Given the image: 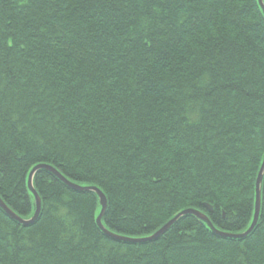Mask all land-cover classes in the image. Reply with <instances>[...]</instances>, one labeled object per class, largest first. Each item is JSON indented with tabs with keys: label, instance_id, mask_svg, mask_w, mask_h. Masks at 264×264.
Wrapping results in <instances>:
<instances>
[{
	"label": "trees",
	"instance_id": "obj_1",
	"mask_svg": "<svg viewBox=\"0 0 264 264\" xmlns=\"http://www.w3.org/2000/svg\"><path fill=\"white\" fill-rule=\"evenodd\" d=\"M264 5V0H262ZM257 0H0V264H264ZM216 231V232H215Z\"/></svg>",
	"mask_w": 264,
	"mask_h": 264
},
{
	"label": "water",
	"instance_id": "obj_2",
	"mask_svg": "<svg viewBox=\"0 0 264 264\" xmlns=\"http://www.w3.org/2000/svg\"><path fill=\"white\" fill-rule=\"evenodd\" d=\"M259 6L262 9L263 15H264V5L262 0H257ZM40 169H44L49 171L50 173H52L55 177L59 178L62 182H64L67 186H69L70 188L74 189V190H86V191H91L94 192L99 200V204H100V213L96 218V225L98 226V228L109 238H112L114 240H118V241H125V242H145V241H152L155 240L157 238H159L161 235H163L180 217L184 216V215H193L197 218H199L201 221H203L204 223L207 224V226L209 228H212L209 220L207 219V217L198 211L192 210V209H187L184 211H181L180 213H178L175 217H173L171 220H169L165 225H163L159 230H157L153 235L146 237V238H141V239H129V238H122L119 236H116L112 233H110L109 231H107L103 225L101 224V218L104 214L105 208H106V198L104 196V194L97 188L95 187H79L78 185H75L73 183H70L69 181H67L65 178H63L59 172H57L54 168H52L51 166H47V165H38L36 167H34L33 169H31V171L28 174L27 177V188L29 189V191L31 192V194L34 197V204H35V212L33 214V216L28 219V220H23L21 218H19L15 213H13V211H11L4 203L3 201L0 199V208L6 213V215L11 218L12 220L20 223L23 226H27L30 225L32 223H34L38 217L39 211H40V199L38 194L36 193V191L34 190L33 186H32V178L33 175L35 174L36 171L40 170ZM264 172V156H263V160L261 163V167L259 169V172L257 174V178L255 181V203H254V214H253V219L252 222L249 226V228L238 235H225L219 232H216V234L221 235V236H229L232 238H243L244 236L248 235L254 228V226L257 223L258 220V215H259V209H260V185H261V181H262V175Z\"/></svg>",
	"mask_w": 264,
	"mask_h": 264
}]
</instances>
